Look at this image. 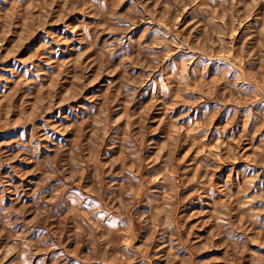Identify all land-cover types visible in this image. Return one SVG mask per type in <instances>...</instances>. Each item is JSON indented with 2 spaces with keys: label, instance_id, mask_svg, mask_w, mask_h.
Returning <instances> with one entry per match:
<instances>
[{
  "label": "rangeland",
  "instance_id": "1",
  "mask_svg": "<svg viewBox=\"0 0 264 264\" xmlns=\"http://www.w3.org/2000/svg\"><path fill=\"white\" fill-rule=\"evenodd\" d=\"M0 264H264V0H0Z\"/></svg>",
  "mask_w": 264,
  "mask_h": 264
}]
</instances>
